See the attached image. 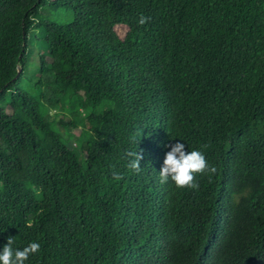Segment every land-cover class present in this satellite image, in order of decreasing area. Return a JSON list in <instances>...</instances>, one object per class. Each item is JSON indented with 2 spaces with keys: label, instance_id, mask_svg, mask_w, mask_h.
<instances>
[{
  "label": "trees",
  "instance_id": "obj_1",
  "mask_svg": "<svg viewBox=\"0 0 264 264\" xmlns=\"http://www.w3.org/2000/svg\"><path fill=\"white\" fill-rule=\"evenodd\" d=\"M177 140L217 169L198 189L159 180ZM8 237L25 264H264V0H0Z\"/></svg>",
  "mask_w": 264,
  "mask_h": 264
},
{
  "label": "clouds",
  "instance_id": "obj_2",
  "mask_svg": "<svg viewBox=\"0 0 264 264\" xmlns=\"http://www.w3.org/2000/svg\"><path fill=\"white\" fill-rule=\"evenodd\" d=\"M150 17L143 15L139 18V24H145ZM169 150L165 153L163 163L159 169V180L166 183L169 179L177 188L198 189V175L208 174L209 178L215 174V166L209 165L202 150L189 151L185 143L177 140L166 145ZM125 157L129 158L127 167L135 173L141 171V161L143 159L141 151H127ZM112 178L116 181L124 177L119 172H113ZM13 237L7 238V243L0 249V264H25V261L40 250V244L31 242L22 249L14 248Z\"/></svg>",
  "mask_w": 264,
  "mask_h": 264
},
{
  "label": "rangeland",
  "instance_id": "obj_3",
  "mask_svg": "<svg viewBox=\"0 0 264 264\" xmlns=\"http://www.w3.org/2000/svg\"><path fill=\"white\" fill-rule=\"evenodd\" d=\"M51 18L58 22L59 24H63L64 22L69 21V13L63 9L57 10V11H52L51 13ZM39 28L37 25H33L31 28V34L38 32ZM41 52V47L38 45L37 41L34 38H30L28 45H27V58H26V65L24 67V70L22 72V76L20 77L19 81L17 82V87L26 89L28 92L30 91L31 88L34 84V82L38 79L39 73H38V55ZM76 89V87L70 89V92L73 93V91ZM51 115H54V111L50 110ZM80 120V118H79ZM78 131V129L76 130ZM74 143V142H73ZM74 145V144H73ZM40 146L42 149V152L47 153L50 149V145L41 141Z\"/></svg>",
  "mask_w": 264,
  "mask_h": 264
},
{
  "label": "water",
  "instance_id": "obj_4",
  "mask_svg": "<svg viewBox=\"0 0 264 264\" xmlns=\"http://www.w3.org/2000/svg\"><path fill=\"white\" fill-rule=\"evenodd\" d=\"M21 72V67H18V71H17V74L15 75V77L13 78V80L16 79V77L19 75V73Z\"/></svg>",
  "mask_w": 264,
  "mask_h": 264
}]
</instances>
